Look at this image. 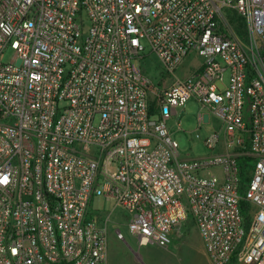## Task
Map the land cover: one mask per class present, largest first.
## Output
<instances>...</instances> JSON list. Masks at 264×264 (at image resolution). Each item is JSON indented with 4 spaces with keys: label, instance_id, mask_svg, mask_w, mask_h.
I'll return each instance as SVG.
<instances>
[{
    "label": "built area",
    "instance_id": "built-area-1",
    "mask_svg": "<svg viewBox=\"0 0 264 264\" xmlns=\"http://www.w3.org/2000/svg\"><path fill=\"white\" fill-rule=\"evenodd\" d=\"M191 100L221 126L185 159L168 122ZM116 210L139 247L192 217L212 264H264V0H0V264H107Z\"/></svg>",
    "mask_w": 264,
    "mask_h": 264
},
{
    "label": "rangeland",
    "instance_id": "rangeland-1",
    "mask_svg": "<svg viewBox=\"0 0 264 264\" xmlns=\"http://www.w3.org/2000/svg\"><path fill=\"white\" fill-rule=\"evenodd\" d=\"M241 38L245 37L241 36ZM10 54L11 52L7 58ZM201 62V56L196 53L191 54L183 66L177 70L176 75L184 77ZM145 63L152 77L159 81L164 71L158 58L152 56ZM201 108L197 101L191 100L184 107L179 108L178 113L168 122L171 136L179 142L182 158L195 159L211 153L204 141L221 126V122L205 110L206 122L199 127L198 115L203 111ZM250 166H253V161L250 162ZM217 171L214 170V172ZM94 205L107 211H112L113 206L107 204L102 198H97ZM122 215L124 213L121 210H116L111 216L107 264H212L198 227L192 218L178 227L174 244L168 248H162L154 244L139 247L138 239L131 234L127 223L121 220ZM117 230H121L125 241L118 239Z\"/></svg>",
    "mask_w": 264,
    "mask_h": 264
},
{
    "label": "trees",
    "instance_id": "trees-1",
    "mask_svg": "<svg viewBox=\"0 0 264 264\" xmlns=\"http://www.w3.org/2000/svg\"><path fill=\"white\" fill-rule=\"evenodd\" d=\"M230 16H231V20L234 23H236V25H237L238 33H240V35L242 37H245L246 36V29H245V23H244V20L242 19V17L238 16V14L236 12L231 13ZM155 105H156V102L153 100L151 102V111H152V113L155 111ZM246 149L247 150L250 149L249 140H248V142L246 144ZM251 161H253V159L251 157H240L239 158V162H240V165H241V168H242L241 181H240V186H239V194L242 197L240 203H241V206L243 208V215H244V218H245V227L246 228L249 226V223H250L249 211L251 209V206L244 199V197L246 195L247 185H248V183L251 180L252 166H250V164H249ZM190 218H192V217H189V219ZM229 264H238L237 261H236V258H233L232 261Z\"/></svg>",
    "mask_w": 264,
    "mask_h": 264
},
{
    "label": "crops",
    "instance_id": "crops-1",
    "mask_svg": "<svg viewBox=\"0 0 264 264\" xmlns=\"http://www.w3.org/2000/svg\"><path fill=\"white\" fill-rule=\"evenodd\" d=\"M177 233H178V230H176V232L174 233V235H173V243L172 244H174V242H175V238H176V235H177ZM208 256V255H207ZM210 260V259H209ZM211 262V261H210ZM212 263V262H211Z\"/></svg>",
    "mask_w": 264,
    "mask_h": 264
}]
</instances>
